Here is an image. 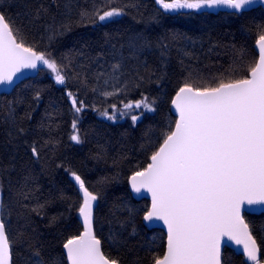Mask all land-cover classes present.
<instances>
[{
	"label": "trees",
	"instance_id": "16d2710c",
	"mask_svg": "<svg viewBox=\"0 0 264 264\" xmlns=\"http://www.w3.org/2000/svg\"><path fill=\"white\" fill-rule=\"evenodd\" d=\"M112 7L124 10L115 22H92L96 10ZM0 11L19 42L50 53L67 74L57 84L41 68L1 97V217L13 263L68 264L63 244L84 230L82 193L70 174L75 171L98 194L94 227L108 258L155 264L165 254L167 234L146 226L150 199L134 197L129 177L150 163L164 133L174 129L171 100L181 86L211 88L249 77L259 57L255 41L264 28V7L165 13L156 0H0ZM68 92L83 101L80 113ZM142 97L155 101V111L124 109ZM104 111L115 112L116 119L102 116ZM132 114L139 116L135 124ZM73 120L79 144L70 139ZM245 218L264 261V212H246ZM223 264L246 260L225 247Z\"/></svg>",
	"mask_w": 264,
	"mask_h": 264
},
{
	"label": "snow or ice",
	"instance_id": "6c2138e0",
	"mask_svg": "<svg viewBox=\"0 0 264 264\" xmlns=\"http://www.w3.org/2000/svg\"><path fill=\"white\" fill-rule=\"evenodd\" d=\"M255 2L156 0L165 13L218 6L239 13ZM123 11L117 7L103 12L96 10L92 22H115ZM255 43L259 60L251 67L250 78L221 81L211 88H193L188 83L179 88L171 100L179 117L175 128L164 133L163 143L152 153L151 162L129 177L134 193L146 190L151 194V208L144 220H160L167 226V251L162 259H155V264H221L220 242L225 236L242 245L246 264H261L260 248L241 214L252 206L264 212V28L260 29ZM38 64L50 70L57 84L65 83V66L50 53L26 46L24 41L18 43L13 25L0 11V84L12 83L21 69H36ZM119 67L114 65V69ZM67 95L74 112L80 113L85 107L83 101H77L72 92ZM39 99L37 91L34 100ZM154 103L142 97L123 107L126 110L142 107L151 112L155 111ZM111 107L116 109L115 104ZM101 115L116 119L115 112L104 111ZM138 119V115H131L133 124ZM72 129L70 139L81 143L76 120L72 122ZM24 131L22 127L18 129L19 133ZM31 152L39 158L35 145ZM70 174L82 192L78 212L84 231L63 244L67 261L69 264H118V260L109 259L101 252V241L92 231L93 207L98 194L90 191L75 171ZM36 256L39 258L38 252ZM0 264H11V246L3 218H0Z\"/></svg>",
	"mask_w": 264,
	"mask_h": 264
},
{
	"label": "water",
	"instance_id": "95a60500",
	"mask_svg": "<svg viewBox=\"0 0 264 264\" xmlns=\"http://www.w3.org/2000/svg\"><path fill=\"white\" fill-rule=\"evenodd\" d=\"M260 6L264 7V3H261V0H256V2L253 5L247 6L245 9H242L239 13H241L243 11H248V10H251V9H254V8H257V7H260ZM182 11H184V12L197 11V12H210V13H219L220 11L236 12L234 9H230V8H228L226 6H218V7H215V8H203V9H197V10H187L186 9V10H182ZM17 42L19 43L18 39H17ZM255 48H256V50H257V52L259 54V49H258V46L256 44H255ZM258 60H259V57H258ZM258 60H257V62H258ZM41 68H45V66L38 64V67L36 69H21V71L18 72L13 77V82L12 83H3V84H0V105H1V97H2V95L4 93H10L21 81L25 80L26 78L37 76L39 74ZM248 78H250V75H249ZM171 109H172L173 114L178 119L179 118L178 117V113L176 112V109L172 105V103H171ZM130 188H131V186H130ZM131 191H132V189H131ZM132 193H133L134 197L136 199H138V200H141L143 198L150 199V208H151V194L149 192H147L146 190H142L141 193H139V194L134 193L133 191H132ZM96 206H97V201L94 202V207H93V225H92V231H93V234L96 236V238L101 241V239L99 237H97L96 232H95V227H94V217H95V209H96ZM150 208H149V210H150ZM1 212H2V191L0 190V218H2L1 217ZM246 212H248V213H262L261 211L258 210L257 206H252L251 208H248L247 210L242 211L241 214L244 217L245 222H247V220L245 218V213ZM80 219H81V222L83 224L82 217H80ZM144 223L146 224V226L149 229L160 228V229H163L166 232V234H167V226L163 223V221H160V220L145 221L144 220ZM249 229L251 231L250 225H249ZM251 233H252V231H251ZM252 235H253V233H252ZM253 237H254V235H253ZM257 245L260 248V245H259L258 241H257ZM10 246H11V243H10ZM225 247H230V248L234 249L237 253L243 255L242 245H237L234 240H229L227 236L221 237V242H220L221 264H223V251H224ZM166 251H167V244H166ZM166 251H165V253H166ZM101 252L105 255V257L108 258V256L105 254V252L103 250L102 241H101ZM64 253L66 255V250L65 249H64ZM66 258H67V255H66ZM162 258H160V259H162ZM258 258L261 260V264H264V261H262V251H261V248H260V252L258 253ZM245 260H246V258H245ZM11 264H14L13 263L12 247H11ZM68 264H69V262H68ZM248 264H250V262H248Z\"/></svg>",
	"mask_w": 264,
	"mask_h": 264
},
{
	"label": "rangeland",
	"instance_id": "374dc122",
	"mask_svg": "<svg viewBox=\"0 0 264 264\" xmlns=\"http://www.w3.org/2000/svg\"><path fill=\"white\" fill-rule=\"evenodd\" d=\"M122 16V15H121ZM120 17V16H119ZM116 18H118V17H116Z\"/></svg>",
	"mask_w": 264,
	"mask_h": 264
}]
</instances>
